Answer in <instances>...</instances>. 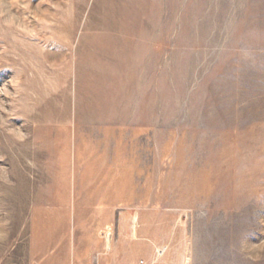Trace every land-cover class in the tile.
Wrapping results in <instances>:
<instances>
[{"label": "rangeland", "instance_id": "obj_1", "mask_svg": "<svg viewBox=\"0 0 264 264\" xmlns=\"http://www.w3.org/2000/svg\"><path fill=\"white\" fill-rule=\"evenodd\" d=\"M0 264H264V0H0Z\"/></svg>", "mask_w": 264, "mask_h": 264}, {"label": "crops", "instance_id": "obj_2", "mask_svg": "<svg viewBox=\"0 0 264 264\" xmlns=\"http://www.w3.org/2000/svg\"><path fill=\"white\" fill-rule=\"evenodd\" d=\"M105 241H106V244L108 243V244L106 245V249H109V248H110V247H109V246H110V238H105Z\"/></svg>", "mask_w": 264, "mask_h": 264}, {"label": "bare ground", "instance_id": "obj_3", "mask_svg": "<svg viewBox=\"0 0 264 264\" xmlns=\"http://www.w3.org/2000/svg\"><path fill=\"white\" fill-rule=\"evenodd\" d=\"M130 227L132 228L133 227V221H131V225H130ZM105 238H110V234L107 232L106 234H105ZM108 244V243H107ZM106 244V245H107Z\"/></svg>", "mask_w": 264, "mask_h": 264}]
</instances>
